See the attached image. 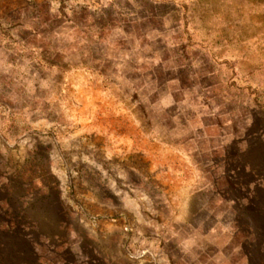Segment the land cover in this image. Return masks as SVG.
I'll return each mask as SVG.
<instances>
[{
  "label": "rangeland",
  "instance_id": "1",
  "mask_svg": "<svg viewBox=\"0 0 264 264\" xmlns=\"http://www.w3.org/2000/svg\"><path fill=\"white\" fill-rule=\"evenodd\" d=\"M0 264H264V0H0Z\"/></svg>",
  "mask_w": 264,
  "mask_h": 264
}]
</instances>
